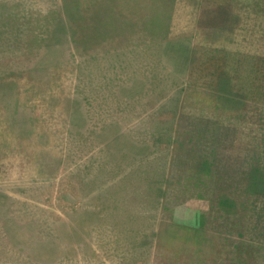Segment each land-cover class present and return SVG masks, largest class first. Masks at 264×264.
Masks as SVG:
<instances>
[{
  "label": "rangeland",
  "instance_id": "rangeland-1",
  "mask_svg": "<svg viewBox=\"0 0 264 264\" xmlns=\"http://www.w3.org/2000/svg\"><path fill=\"white\" fill-rule=\"evenodd\" d=\"M0 264H264V0H0Z\"/></svg>",
  "mask_w": 264,
  "mask_h": 264
}]
</instances>
